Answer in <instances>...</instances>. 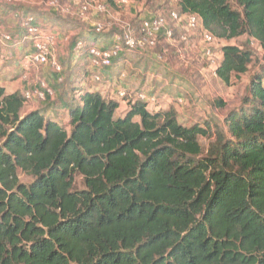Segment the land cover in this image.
<instances>
[{
    "label": "trees",
    "instance_id": "trees-1",
    "mask_svg": "<svg viewBox=\"0 0 264 264\" xmlns=\"http://www.w3.org/2000/svg\"><path fill=\"white\" fill-rule=\"evenodd\" d=\"M177 5L218 40L264 46V0ZM221 53L215 73L229 85L252 54L234 44ZM69 65L54 71H69L63 125L42 108L21 113L40 100L0 85V264H264V71L250 80L248 108L226 116L228 136L203 151L202 126L149 110L142 88H125L115 117L122 100L110 85L74 81Z\"/></svg>",
    "mask_w": 264,
    "mask_h": 264
},
{
    "label": "rangeland",
    "instance_id": "rangeland-1",
    "mask_svg": "<svg viewBox=\"0 0 264 264\" xmlns=\"http://www.w3.org/2000/svg\"><path fill=\"white\" fill-rule=\"evenodd\" d=\"M17 1H19L18 3L22 2V0ZM32 1L43 13L48 10L50 11V9L52 10L51 0H26L23 4L31 5ZM56 1L59 4L63 3L72 4L73 7L77 6L76 0ZM144 1L143 7H148V9L156 14H167L170 10L179 11L175 0ZM143 10L141 9V12ZM74 14L79 15L78 10L73 9L71 14L58 15L59 17L57 16V18L59 19L63 16L65 19L68 18L70 20V17L74 16ZM85 15L81 14L79 16L82 17ZM104 17L106 20L108 19L105 15H103ZM178 23L171 24L172 27L176 26L173 41L162 37L158 38L155 48L149 49L147 53L143 52L145 55L137 51L125 52L121 55L122 57L120 56L121 61H119V57L111 66L100 69H94L89 64L86 46H90L87 44L91 43L88 42L85 44V39L82 41L85 45L81 49L80 55L83 53L86 57L79 55L78 61L71 66L69 65L70 63L68 61L71 59L69 43L75 40V32L73 28H68L64 36H69V41H67L69 43L64 41L65 43L63 45L57 46V60L63 67L64 65L66 67L68 65L70 66V74L72 73L74 81H84V84H87L91 88L95 89L100 87V84L105 82L108 86L115 87L113 88V92L118 91L122 84L123 88H127L128 90H138V87H141L149 93L154 94L156 102L148 106L149 110L156 112L172 109L176 113L178 122L182 125L190 126L192 124H198L207 130V136L199 137L203 151H206L209 144L215 141L217 134L228 136L225 123V118L228 113L232 110L248 108L249 104L245 100L248 96L247 87L250 80L254 75L264 71V46H261L257 41L248 38L246 35H242L231 40H216L211 44V55L208 56L204 52L200 30L188 31L183 21ZM1 24L6 30L11 28L10 23L4 17L1 19ZM61 24L62 21H58L59 27ZM138 24L139 22L136 21L134 26ZM182 35L186 36L187 41H181ZM226 44H234L246 48L252 54L251 62L248 65L246 73L240 74L238 78L233 76L229 85H225L215 73V67L222 60L221 48ZM97 46L103 47L104 45L98 44ZM20 53L23 54L24 52ZM22 58L23 55L20 59H17L16 64L22 66L24 61ZM94 72H98L100 81H93L92 77ZM150 72L155 76L149 78L147 82L145 78L142 80L141 77L143 75L146 77V75L151 74ZM68 73L69 71L63 75L65 76L64 82H62L63 79L57 81V85L64 87L63 84L66 83L65 79L68 77H66ZM38 77H42V75L38 74ZM135 78L136 80H133ZM38 80H35L34 83H28L27 81L29 89L30 85H36ZM99 82L100 84H98ZM67 83L68 89L70 83ZM218 101H221L224 106H217L216 103ZM127 107L126 102L122 101L120 107L115 112V117L122 115ZM21 113H24L23 110ZM135 120H138V118H135ZM18 177L23 183H29L32 179L30 175L20 170L18 171ZM76 187L78 189L83 187L80 176L76 177Z\"/></svg>",
    "mask_w": 264,
    "mask_h": 264
},
{
    "label": "built area",
    "instance_id": "built-area-1",
    "mask_svg": "<svg viewBox=\"0 0 264 264\" xmlns=\"http://www.w3.org/2000/svg\"><path fill=\"white\" fill-rule=\"evenodd\" d=\"M135 1L111 0V4L102 0H76L77 6L73 7L70 4H59L56 0H51L50 4L60 14H71L73 9H76L79 15H87L90 12H94L98 16L105 15L108 18L105 22L100 19L94 24L93 29L96 33H102L106 29L111 30L116 27L110 44L103 47L97 45L86 46L89 64L94 69L111 66L114 60L125 52L137 51L142 54L143 52H148L149 49L155 48L158 38L162 37L173 41L174 27L176 26L172 27L171 24H179L178 22L180 21L185 23L188 31L200 30L204 52L208 56L211 55V44L216 40L218 41V39L201 26L199 17L194 13L183 14L180 11L170 10L167 14H153L152 16L140 18L136 28L114 17L115 10L113 9L115 7L121 9L130 8ZM175 1L177 2V0ZM14 2L15 0H0V11L2 3L11 5ZM19 26L30 43L29 51L22 58L24 59L23 70L28 71L33 67L38 68L50 64L55 72H60L62 66L56 56L57 33L55 30L39 24L32 14L24 15ZM12 41L13 36L2 27L0 15V46L9 44ZM181 41H187L186 36L182 35ZM84 45L82 40H77L74 49L81 50ZM23 79L27 80L26 73L23 74ZM92 79L95 82L100 81L98 72H94ZM61 80L62 76L58 75V81ZM23 92L25 99L28 101H33L34 99L46 101L55 95L54 88L49 86L43 78L39 79L36 85H30V89L29 86L25 88ZM116 93L123 102H126L131 97V93L125 88L119 89ZM136 96L146 102L147 108L156 102L155 95L149 94L145 89L138 91Z\"/></svg>",
    "mask_w": 264,
    "mask_h": 264
},
{
    "label": "crops",
    "instance_id": "crops-1",
    "mask_svg": "<svg viewBox=\"0 0 264 264\" xmlns=\"http://www.w3.org/2000/svg\"><path fill=\"white\" fill-rule=\"evenodd\" d=\"M25 1L26 0H22L21 3H18L19 1L16 0V3L5 6L0 11L1 18L2 17L6 18V20H8V22L10 23L11 28L8 31L13 33V41L10 42L9 44L0 46V85L4 87L6 94H10L15 91H20L22 93V91L28 87L27 81L28 83H34L35 80H38L39 78H43L49 86L54 88L55 95L46 101H40V102L33 101L31 104L26 106V108L23 107L22 110L23 112H26L38 108L45 109L46 114H50L52 117L57 118V121L63 125L66 124L68 121V115L66 112L67 107L65 105V102L69 96V91L67 89L68 80L67 78L65 79L66 83L63 84L64 85V87L62 86L63 88L57 85L58 75L54 72L50 64L40 66L38 68L33 67L28 71L23 70V65L20 66L16 64L17 59H20L22 55H24L30 49L29 40L26 38L25 33L20 31L18 28V23L20 20L19 16L32 14L35 16L39 24L54 29L55 32L57 33L56 47L58 45L60 46L63 45L65 42L69 43L67 42L69 41L68 40L69 36H64L68 28L74 29L75 40L73 41L75 42L77 40L83 41L85 39L84 40L85 44H87L88 42L91 43L87 45L100 44L106 46L110 44V42L112 41V35L115 32L116 27L111 30L106 29L102 33H96L93 29L94 24L100 19H102V22L103 21L105 22L106 19L105 17L103 18V16H98L94 12H90L82 17L74 14V16L70 17V20L68 18L65 19L63 16H61L59 20L57 16L62 14L58 13L54 8H52V10L50 9V11L48 10L47 12L43 13L42 11L39 10L38 6H35V3L33 1L31 5L23 4V2ZM102 1H107V3L111 2V0L109 2L108 0H102ZM144 2H145L144 0H136L135 3L130 8H125V9L115 7V9H113L115 10L114 17L117 18L118 20H121L122 22L131 24L133 28H136L138 25L134 26V23L136 21H139L140 18L146 16H152L153 14H156L152 10L148 9V7H143ZM141 9L144 10L141 12ZM58 21H62L60 27L58 26ZM73 41H70L69 45ZM20 52H24V53L21 54ZM73 54H75V57L72 60V64H75L78 61L79 59L78 56L80 54L79 53H78L79 55L77 53H73ZM80 56L86 57L85 54L83 53H81ZM121 57L119 58V61H121ZM116 60H114V62ZM24 73H26L27 80L23 79ZM38 74L42 75V77H38ZM61 75L63 79L62 82H64V77H65L63 76L64 73ZM154 76L155 75L151 73L146 75V77L143 75V77L141 78L142 80L145 78V81L147 82L149 78H153ZM133 80H136V78ZM107 87H108L107 85H100L102 91L107 90L106 89ZM113 88L111 87L112 91L114 90ZM120 89H123L122 84ZM64 90H66V93L63 94Z\"/></svg>",
    "mask_w": 264,
    "mask_h": 264
},
{
    "label": "clouds",
    "instance_id": "clouds-1",
    "mask_svg": "<svg viewBox=\"0 0 264 264\" xmlns=\"http://www.w3.org/2000/svg\"><path fill=\"white\" fill-rule=\"evenodd\" d=\"M121 56V55H120ZM119 58V57H118Z\"/></svg>",
    "mask_w": 264,
    "mask_h": 264
}]
</instances>
